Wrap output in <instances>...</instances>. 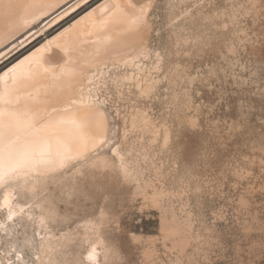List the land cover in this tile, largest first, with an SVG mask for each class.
Returning <instances> with one entry per match:
<instances>
[{
    "label": "rangeland",
    "instance_id": "1",
    "mask_svg": "<svg viewBox=\"0 0 264 264\" xmlns=\"http://www.w3.org/2000/svg\"><path fill=\"white\" fill-rule=\"evenodd\" d=\"M100 1L89 2L51 32ZM152 3L148 58L127 68L109 63L97 69L94 79L99 80L90 88L107 116L111 141L97 154L115 161V167L91 172L83 166L71 194L60 185L48 186L60 218L52 230L57 237L66 234L71 243L55 264H75L86 256L89 242L99 238L114 250L108 264H264V0L227 32L222 23L219 29L201 25V17L224 5H243L247 11L251 0H174V11L168 7L170 0ZM194 4L201 7L171 26L175 15ZM54 17L37 22L38 35L51 29L54 24L44 26ZM237 31L244 35H234ZM233 40L236 54L226 61ZM157 52L160 71L153 67ZM222 64L227 74L207 75L213 65ZM109 75L155 80V94L142 99L135 88L125 87L121 99L109 89L98 90L95 84ZM133 116L138 117L135 131ZM116 145L129 163L128 176L113 156ZM76 168L66 169L67 177ZM18 201L28 203L29 197L21 195ZM169 225L178 232L166 238L162 229L169 232ZM32 230L27 227V234ZM10 258L14 261L16 255Z\"/></svg>",
    "mask_w": 264,
    "mask_h": 264
},
{
    "label": "bare ground",
    "instance_id": "2",
    "mask_svg": "<svg viewBox=\"0 0 264 264\" xmlns=\"http://www.w3.org/2000/svg\"><path fill=\"white\" fill-rule=\"evenodd\" d=\"M91 1L93 0H19L21 3H35L38 7L28 10L27 13L24 9H17L7 16L0 14V74L24 61L18 69V73H22L23 78L15 85L18 89L17 94L21 97V108H23L25 101L32 105L37 114V129L43 128L50 121L55 122L56 125L54 135L52 134L53 130H49L48 135H45L43 131H33L31 134L20 132L13 135L11 137V140L14 141L13 155L9 158L6 151L4 156L5 164L14 163L16 154L25 152L33 155L36 160L42 158L41 154H43V159L51 157L55 160V167L45 175L38 174L36 170L25 168L20 177L21 185L27 184L31 187L36 184L40 187L41 202L47 201L53 204L51 196H49V185H54V188L56 185L58 187L60 185L62 190L71 194L70 192L76 185L75 181L83 175V166L88 165L90 171L93 172L97 169L104 170L112 165L107 158L97 154L98 150L105 144H101L100 141L107 140L109 134V123L105 112L100 107L104 114L102 118L105 120L106 128L97 129L92 126L81 129L77 123L83 115L84 108L79 102L83 99L86 103L91 96L89 90L93 81L97 79H94L97 69L109 63H120L127 68V66H132L140 58H143L139 55L141 47L148 50L149 31L147 29L143 32V44L139 45L135 37L125 33L122 27L114 22L118 14L116 5L125 7L132 2L139 6L147 3L148 0H102L83 15L80 14V17L78 15V18L72 23H68L53 33L51 32ZM251 2L256 5L259 0H251ZM25 15L29 21L26 24L22 19ZM53 15L55 17L44 27L54 25L50 27L51 29H47L48 31L44 34L38 35L41 30L38 29V25L35 26L37 22L43 23ZM61 18L64 20L59 23L58 20ZM148 27L151 28L149 21ZM35 42H38L36 46L33 45ZM18 49H20L18 53L24 49L25 51L17 59L11 60L17 56L18 53L15 54L14 51ZM12 53L15 55L9 57ZM63 67L75 69L74 78L54 79V76L59 74ZM7 85L13 87L10 78ZM4 87L5 83L0 81V90ZM29 94H31L32 100H28ZM72 100H76L77 103L73 104ZM93 141L95 146H93ZM5 144H7V140H5ZM69 155L73 159L65 160L61 167V157ZM74 165L77 168L73 176L68 175L69 177H67L66 169ZM38 168L42 170L43 165H38ZM4 191L0 190V201L4 198ZM7 191L11 192L12 189ZM28 197V203L33 202L30 194ZM13 205L17 212H19L20 207L24 206L18 199L13 201ZM29 215H35L39 218V209L32 208L29 210L25 208L24 226H21L20 217L16 218V223L8 221L7 209L0 208V224L5 225L4 228H0V264H8L9 259H11L8 255L10 253L8 246L11 249L13 246L19 249L23 246L26 236H32L28 235L26 231L27 227L32 226L28 220ZM168 231L177 233L178 228L175 225H169ZM41 235H45V233L41 231ZM47 235L53 237L52 244L56 251L51 254V258L55 264L57 255L71 244L70 239L64 236L57 242L55 239L57 236L53 230ZM97 238L99 237L97 236ZM98 240L102 241L100 238ZM101 258L105 259L103 255L100 256V260Z\"/></svg>",
    "mask_w": 264,
    "mask_h": 264
},
{
    "label": "snow or ice",
    "instance_id": "3",
    "mask_svg": "<svg viewBox=\"0 0 264 264\" xmlns=\"http://www.w3.org/2000/svg\"><path fill=\"white\" fill-rule=\"evenodd\" d=\"M37 7L38 5L35 3H21L19 0H16V2H13V0H0V14L5 16L11 14L17 9H24L27 13L28 10ZM115 7L118 14L114 22L119 24L125 33L135 37L139 45H142L143 32L146 29L148 31L152 30L148 27V17L150 15V10L153 7L152 0H148L147 3L140 4L139 6H137L136 3L130 2L125 7H122L121 5H116ZM168 7L173 11L175 10L176 5L174 0H170ZM183 7L184 6H182V8ZM198 7H201V5L194 4L191 7H187L186 10H183L181 14L175 15V18L171 21V26H177L179 23L183 22L186 17L193 14V9ZM255 7L256 5L252 4L247 11H244L243 5L237 6L233 4L231 8H229L227 5H224L222 8H218L215 13L202 16L200 23L203 26H207L209 24L214 25L217 27V29L221 27L222 23L223 31L227 32L229 30L238 28L240 26V21L244 17L250 16L252 14V10ZM22 19L25 24L29 22L27 15L22 17ZM193 19H195V17H193ZM234 35L241 36L244 34L237 31L234 33ZM179 47L180 42L178 40L177 48L179 49ZM228 52L230 55H226V61L230 60L231 56L236 54V45L234 40L231 42ZM149 54L150 50H145L143 47L140 48L139 55L141 57L148 58ZM156 57L157 61L154 63L153 67L155 71H160V61L162 59L161 54L157 52ZM23 63L24 61H21L19 65H14L13 67L8 68L7 71H4L3 74H0V81L5 83V87L0 90V190H5L4 198L2 201H0V208L7 209L8 221L16 223V218L20 217L21 226H24L23 214L25 208H28L29 210L32 208L39 209L40 216L39 218H37L35 215L28 216V220L33 226L32 236H26L21 248L17 249L16 246H13L12 253H9L8 255L15 253L16 259L14 261L9 259L8 264H53L51 254L56 251V248L52 244L53 237L48 236L47 233L51 232L52 228L60 222L58 212L55 208V205L51 202H41V189L38 185L34 184L31 187H29L27 184L21 185L20 177L23 174L25 168L36 170L38 174L45 175L48 171L55 167L56 162L51 157L48 159H43V154H41L42 158L40 160H36L33 155L25 152L17 153L14 163H4L6 151L9 158H11L13 155L14 141L11 140L13 135L20 132L31 134L33 131H43L45 135H48L49 130H53L52 134L54 135V129L56 127L55 122L50 121L44 125L43 128L37 129V114L34 111L32 105L25 101L23 108H21V97L17 94L18 89L15 87V85L18 84L23 78V74L18 73V69ZM125 63L127 64V61H125ZM233 66H235V62H233ZM220 71H223L227 74L228 69L225 68L223 64L219 67L213 65L207 75L209 77L213 75H219ZM199 75L200 74L198 72L197 76L191 77V79L195 80L199 77ZM74 76L75 69L63 67L61 72L54 76V79H72ZM9 78L12 80L13 87H8L7 85ZM155 83H157V81L145 77H133V79L129 81L127 77H124L123 79L119 77L113 79L109 75L108 79H105L102 84H95V87L98 90L109 89L110 91H113L114 97L118 96L121 99H123V90L125 87L129 88L130 90L135 88L140 98H146L150 100L155 94V88L152 86ZM89 91L91 92V89ZM32 99L33 98L31 97V94H29L28 100ZM72 103L76 104L77 101L72 100ZM79 103L83 106L84 112L77 123L78 127L81 129L90 128L92 126H95L97 129L106 128L105 120L102 118L104 114L101 112L99 106L101 102L98 99H93L91 96H89V99L86 103L83 99H81ZM104 103H107V100H105ZM118 103L119 101H117V104ZM53 111H55V108H53ZM132 120V130L135 131L138 117L133 116ZM127 135L128 133L126 131L125 136L127 137ZM5 140H7V144H5ZM100 143H111V141L105 139L101 140ZM165 145H167V139L165 140ZM93 146H95L94 141ZM112 152L113 156L118 157L119 159L120 171L123 175L128 176L129 163L125 156L120 154V145H116V147L112 149ZM57 155H60V153H57ZM70 159H73V157L70 155L62 156L60 159V166L62 167L64 165L65 160ZM38 165H43V169L41 170L38 168ZM112 166L115 167V161H112ZM237 174L239 175V173ZM10 188L12 191H7ZM29 194L32 197L33 202H26L24 206L20 207L19 212H17L14 208L13 201L17 200L21 195L28 196ZM240 203L242 207H247V201L241 199ZM4 227V224H0V228ZM162 230L166 231V238H169L172 235V233L167 232V230ZM41 231H43L45 235H41ZM64 236H66V234L61 233V235L59 237H55V239L57 242H59ZM37 237L39 238L38 240ZM89 244L90 249L87 251V255L83 256V258L75 262V264H85V261H87V264H108V257L114 254V250L112 248L105 247L103 241L101 240L90 241ZM101 255H103L105 258L103 262L100 260ZM62 264H73V262L65 260L62 262Z\"/></svg>",
    "mask_w": 264,
    "mask_h": 264
}]
</instances>
